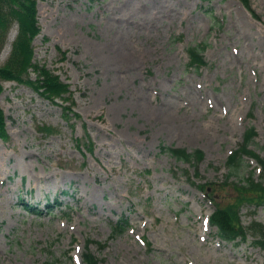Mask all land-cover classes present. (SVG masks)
<instances>
[{"label":"rangeland","instance_id":"374dc122","mask_svg":"<svg viewBox=\"0 0 264 264\" xmlns=\"http://www.w3.org/2000/svg\"><path fill=\"white\" fill-rule=\"evenodd\" d=\"M249 1L254 14L242 0H37L34 62L69 87L52 100L2 82L0 264H84L87 252L98 264H264V206L241 207L245 241H221L194 186L216 184L222 206L231 185L260 178L246 157L226 181L251 128L264 158V0ZM17 34L14 23L0 68ZM196 44L199 70L187 66ZM172 148L204 156L187 163Z\"/></svg>","mask_w":264,"mask_h":264},{"label":"trees","instance_id":"16d2710c","mask_svg":"<svg viewBox=\"0 0 264 264\" xmlns=\"http://www.w3.org/2000/svg\"><path fill=\"white\" fill-rule=\"evenodd\" d=\"M208 1V0H204ZM246 7L254 14L249 0H243ZM16 23L18 25V34L13 43L11 53L5 65L0 68V96L3 92V81H15L21 84H26L37 90L42 96L50 99L57 97L61 98L63 94L68 92V85L60 80V77L45 67H41L34 62L35 51L33 48L34 39L40 34L38 23L37 0H0V49L3 47L6 40V35L11 26ZM205 51L204 45H190L187 48V53L190 57V62L187 65L189 68L199 70L206 62L203 57ZM33 71L37 75L36 80L29 78L30 72ZM256 137L254 128L247 131L243 143L239 149L228 158V172L226 181H230L234 176H242L245 172L244 159L245 156L253 157L258 160L262 166L261 181H256L253 178V172L247 178L242 179L241 184L231 185L234 192L237 193L233 202L228 205H220L217 196L213 193H218L216 184H212L211 192L208 191L210 185H200V189L212 198L216 204V210L211 217V223L217 227L218 234L229 241L241 237L246 238L245 228L240 221V210L245 204H255L256 207L264 206V158L249 150ZM0 139L7 140V130L3 110L0 108ZM169 153L176 159L187 162H199L204 154L202 151L189 152L187 149H169ZM244 176V175H243ZM242 176V177H243ZM229 186V185H228ZM66 193V192H65ZM219 199L222 197L219 195ZM223 202L226 200H222ZM59 203L56 201L52 204H47V211L56 207ZM32 211L37 212V208ZM128 225L127 220H119L113 225L112 233H122ZM253 228L257 225L252 226ZM260 227V226H259ZM262 231V230H261ZM257 244L264 247L263 242ZM84 259L87 264H98L95 258L87 252L84 254Z\"/></svg>","mask_w":264,"mask_h":264},{"label":"bare ground","instance_id":"6f19581e","mask_svg":"<svg viewBox=\"0 0 264 264\" xmlns=\"http://www.w3.org/2000/svg\"><path fill=\"white\" fill-rule=\"evenodd\" d=\"M14 36L11 37V41L13 42ZM7 52H4L3 56L6 55Z\"/></svg>","mask_w":264,"mask_h":264}]
</instances>
